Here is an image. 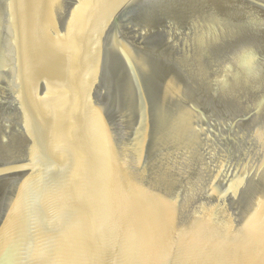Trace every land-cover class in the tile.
Wrapping results in <instances>:
<instances>
[{"label": "water", "instance_id": "1", "mask_svg": "<svg viewBox=\"0 0 264 264\" xmlns=\"http://www.w3.org/2000/svg\"><path fill=\"white\" fill-rule=\"evenodd\" d=\"M0 264H264V0H0Z\"/></svg>", "mask_w": 264, "mask_h": 264}]
</instances>
